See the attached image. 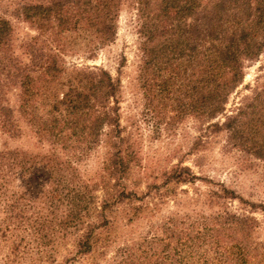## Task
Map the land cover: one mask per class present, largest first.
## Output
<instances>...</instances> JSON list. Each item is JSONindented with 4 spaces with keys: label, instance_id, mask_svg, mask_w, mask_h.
Wrapping results in <instances>:
<instances>
[{
    "label": "trees",
    "instance_id": "1",
    "mask_svg": "<svg viewBox=\"0 0 264 264\" xmlns=\"http://www.w3.org/2000/svg\"><path fill=\"white\" fill-rule=\"evenodd\" d=\"M133 1L141 21L139 82L147 114L168 128L188 117L206 123L224 117L210 124L214 132L226 131L233 148L264 161V86L227 112L247 64L264 53V0ZM124 2L26 0L16 10L35 32L23 45L26 61L15 55L12 24L0 19V132L17 138L25 124L40 145L50 143L35 153L0 151L3 237L28 236L46 248L75 235L76 257L100 247L104 255L111 240L103 235L114 226L109 214L126 205L129 225L149 207L145 201L151 189L140 195L123 183L139 165V156L120 123L121 81L104 68L68 72L64 58L74 37L91 38L93 56L114 42ZM13 91L17 110L8 103ZM103 143L107 175L91 184L78 174L74 159ZM188 171H172L154 196L167 198L172 191L162 188L191 182ZM18 176L24 186L12 192ZM222 192L219 198H235L228 189ZM257 224L228 211L176 214L151 224L147 235L127 239L111 264H264V243L254 237Z\"/></svg>",
    "mask_w": 264,
    "mask_h": 264
},
{
    "label": "rangeland",
    "instance_id": "2",
    "mask_svg": "<svg viewBox=\"0 0 264 264\" xmlns=\"http://www.w3.org/2000/svg\"><path fill=\"white\" fill-rule=\"evenodd\" d=\"M25 2L0 0V19H6L12 24L15 31V55L24 61L27 56L23 45L35 35L30 25L16 15L17 8ZM140 27L135 2L125 0L114 42L97 50L93 56L89 53L91 38L86 35L74 37L69 42L64 58L68 72L75 68H104L121 81L120 123L124 135L131 136L139 156V165L130 170L123 183L129 189L136 188L140 195L151 189L153 194L145 201L149 207L129 225L125 219L131 211L126 210V205L117 207L115 214H109L114 226L110 234L106 232L103 235L111 240L109 247L104 249V255H100L103 252L100 247L99 251L91 255L76 257L75 235H68V238L57 240L54 245L46 248L38 247L28 236L0 235V264H63L67 259L70 264H111L116 249L127 239L147 235L151 224L158 225L176 214L196 217L228 211L242 217H251L258 223L255 240L264 243V161L233 148L228 143L226 131L214 132L210 124L223 121L224 117L211 123L188 117L170 129L164 124L157 125L159 121L147 114L139 82L143 60ZM262 86L264 53L257 61L247 64L245 79L230 98L228 114ZM8 103L14 110L18 109L17 92L9 94ZM49 147L50 143L40 145L25 124H22V134L17 138L0 132V151L26 150L35 153ZM108 156V148L103 143L81 159H74V166L84 181L102 183L107 175L105 165ZM176 169H188L192 181L162 188V192H165L170 187L172 192L167 198L155 197L156 188L164 185L167 175ZM23 186V180L18 176L10 185V190L20 192ZM223 189L234 193L235 198H219ZM96 196L100 205L103 197L100 189ZM3 215L0 205V219ZM93 221L99 223L98 219Z\"/></svg>",
    "mask_w": 264,
    "mask_h": 264
}]
</instances>
